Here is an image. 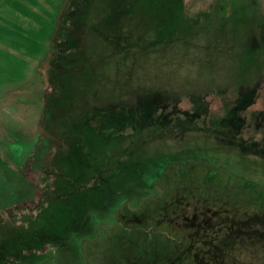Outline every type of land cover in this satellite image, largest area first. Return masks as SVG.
I'll list each match as a JSON object with an SVG mask.
<instances>
[{"label": "rangeland", "instance_id": "374dc122", "mask_svg": "<svg viewBox=\"0 0 264 264\" xmlns=\"http://www.w3.org/2000/svg\"><path fill=\"white\" fill-rule=\"evenodd\" d=\"M64 1L25 10L19 22L0 15V164L8 169L0 171L2 209L38 199L44 188L31 186L40 173L29 168L30 148L8 138L16 133L29 141L44 128L50 64L74 2ZM183 1L186 13L182 0L156 6L141 0L124 24L106 27L104 34L124 36L121 54L104 37L93 39L78 69H70L77 79L52 89L71 99L81 86L80 134L97 143L90 153L70 156L69 181L58 180L57 193L66 189L71 199L59 204L60 219L76 218L80 232L26 264L52 255L58 260L44 264H130L145 241L161 236V251L171 241L170 252H179L186 234L177 264H264V0ZM40 53L38 65L27 59ZM29 65L36 70L27 72ZM114 103H130L139 120L120 138L114 121L127 119L130 128L131 113L97 111ZM100 124L101 134L90 136L88 128ZM251 219L254 236H245ZM150 225L161 230L146 234ZM158 258L164 259L151 260Z\"/></svg>", "mask_w": 264, "mask_h": 264}, {"label": "trees", "instance_id": "16d2710c", "mask_svg": "<svg viewBox=\"0 0 264 264\" xmlns=\"http://www.w3.org/2000/svg\"><path fill=\"white\" fill-rule=\"evenodd\" d=\"M140 1L141 0H74V2L70 4L68 10L64 14L65 23L62 26L63 28L61 32L59 33L60 37L57 50L58 52L51 60L49 69L48 82H50V85L49 88L44 92V98H46V100L43 110V127L45 128L46 134L39 140V146L37 148V152H39V154H37V152L34 153L32 155L33 163L30 162L29 164V168L33 166L34 174L40 173L39 178H35L36 175L33 176L34 179H36L32 181L33 188L36 189L39 187L40 183L43 185L40 186L39 190L42 189V187L44 188L42 191H40V196L38 199H32L24 203H15L10 205V208H7L5 211H3L4 213H0V230H3L5 225L10 224V228H8V230L13 231L11 235L16 241L23 240L25 238L26 231H28V233L31 235V237L28 238L23 245L21 250L23 255L27 254V252H34L36 254L42 255L51 250H57V248L60 246L64 247V242L61 240L64 239L63 233H65L66 229L63 227V225H67L69 223L65 220L61 223L56 219L55 216L57 211H59V204H67V202H69L71 199L69 198L70 193L67 192L66 189H63L61 194L57 193L59 190L57 189L59 188L58 180L66 179L69 181V171L71 169L70 166H73L70 156L80 155V150L83 152H81L82 155H85L88 153V151L90 153L92 150L90 148L97 143L96 139L92 140L88 144L83 142L84 130L80 134L82 121H80L79 116L81 114L80 107L83 105V100L79 97V95L83 93L81 86H78V91L75 90L76 95H74L71 99H68L69 96L68 98L63 96V91H61V94L59 95L51 93V91L52 89L56 88L61 89L62 86H67L68 83L77 79L76 75H71L72 72L75 73L74 70L70 69H78V66L76 65L77 62L79 63L82 59L81 53L84 51L86 54H89L85 48L91 43L93 39L96 40L98 38L104 37L106 41L109 42L111 49L115 48L117 50L116 52L121 54V51L124 50L121 45L122 41H124V36L122 34H116L114 32L115 30H111V32L106 35L104 34L108 33L106 27L110 28L111 26L114 27L124 24L126 17L128 18L132 14V9L134 10V8L140 4ZM157 1L158 0H145L144 3H147L148 6H156ZM164 1L168 0H159L160 4L164 3ZM182 8L183 12L186 13L187 3H185L183 0ZM71 47H74L80 52H74L73 54H70V50L72 49ZM91 55L96 56L94 52H91ZM97 56L95 59H97ZM71 64L73 65L71 66ZM67 68L69 69L67 70ZM49 90L50 92L48 93ZM92 107L94 106L91 105L90 108L92 109ZM103 107L105 108L99 107L97 111L100 113L106 112L111 114L112 110L117 109L119 111L117 118L120 117V114L122 116L124 113H131L132 126H130V128L129 126H126L127 119L124 124H122L121 120H118L116 123L114 121V124L118 126V138H120V135H123L125 131L130 132L131 127L134 129L137 128L138 125L136 124L138 122L136 121H139L137 118L138 115L130 103L129 108L127 106L125 108L122 107L120 103H114L113 109L112 104L107 105V107ZM121 108L123 111H120ZM75 122H77V125H75ZM71 126H74L78 129H71ZM123 126L125 127L124 129ZM101 129V124L99 128L94 126L93 128H88V130H91L92 132L90 136L95 133H97V136H99L102 132ZM68 135L72 137V141L68 139ZM83 165L85 166L86 163ZM76 168L81 169L79 167ZM254 201H257L256 197L254 198ZM72 219L73 223L76 224V218ZM251 222L252 219L247 220L246 226H244V228L247 229L245 232L248 236L253 235ZM80 224L79 222L77 223V225ZM261 227L264 228V224L261 225ZM154 228L155 231L161 230V228L158 226L150 225L148 226V229L145 233H153L151 231ZM168 236L171 237L170 235ZM160 237L161 236H155V238L149 239L148 242L145 241V245L141 246L142 249L140 250L139 254L145 255L147 261L149 260V255L153 253L152 247L150 245L156 246V244L160 242L158 241ZM168 241L170 240L168 239ZM187 242L188 238L182 237L178 241V250L184 248V246L186 247ZM167 243L174 244V242L171 241L165 242L163 247L164 249H162L163 253L164 251L169 250ZM162 251L160 250V252ZM166 259L167 258L165 257L162 260L158 258V264H166ZM3 261L23 264L20 258L12 254L7 255ZM152 261L156 262V260ZM115 264L126 263L119 261Z\"/></svg>", "mask_w": 264, "mask_h": 264}, {"label": "flooded vegetation", "instance_id": "af4514ba", "mask_svg": "<svg viewBox=\"0 0 264 264\" xmlns=\"http://www.w3.org/2000/svg\"><path fill=\"white\" fill-rule=\"evenodd\" d=\"M91 104L93 105L94 103H91ZM42 126H43V121H42ZM45 133H46V131H45ZM90 149H92V147ZM37 151H38V149L36 150V152ZM38 154H39V152H38ZM58 213H59V211H57L55 217H56V219L59 222L62 223V220L64 221V219H60L61 215H59ZM63 218H65V217L63 216ZM67 218H68L67 221H68L69 224L63 225V227L66 229L65 233H63L64 239H67V236L70 233L72 234V233H79L80 232V231H75L74 232V226L76 225L72 221L73 220L72 218H74V217H72L71 220L69 219V217H67ZM75 221H77V220L75 219ZM7 225L10 226V224H7ZM80 225L82 226V224H80ZM12 232L13 231L6 230L5 231V233H6L5 237L7 239H6V241L0 242V264H18L16 262L10 263V262L3 261L6 258L7 255H11V254L12 255H16L18 258H20V260H22L23 264H26L28 260H31L33 258L44 257V254L39 255V254H36L34 252H27V254L23 255L21 250L23 248L24 243L26 242V240L28 238L31 237V235L28 233V231H26L25 232V238L23 240H21V241H16L15 238L11 235ZM241 233L243 235H245V236L247 235L246 232H241ZM8 234H10V235H8ZM186 237L189 239V235L188 234H186ZM12 243H14V244L11 245ZM66 243L67 242H64V244H66ZM10 246H12L11 249H10ZM151 247H152L153 253L151 255H149L150 257H149L148 261L146 260V256L145 255H140V254H137V256H134L132 259H127V261L130 264H149V262H151L153 264H158L157 262H154L151 259L154 258V257L162 256L163 258L164 257L167 258L166 261H165L166 264H177L178 260L180 261V257H182L185 254L184 250L186 249L185 246H184V248L180 249L179 252H170V250H168V251H164V253H163V251L160 252V249L157 246L153 245ZM55 251H56V249H55ZM51 257H53V259L56 260V261L58 260V258H56L54 255H52V256L48 257L47 259H45L42 262V264H44ZM162 264H164V263H162Z\"/></svg>", "mask_w": 264, "mask_h": 264}, {"label": "crops", "instance_id": "0c3cea01", "mask_svg": "<svg viewBox=\"0 0 264 264\" xmlns=\"http://www.w3.org/2000/svg\"><path fill=\"white\" fill-rule=\"evenodd\" d=\"M48 1L49 0H0V15L11 14V16L15 19V21L19 22L20 14L21 13H24L25 10L31 11L33 13L34 12L35 13H38L41 8H45L46 7L45 3H47ZM65 1H64V3H65ZM34 2L40 3V4H38V6H37V5H34ZM44 54H41L40 53V54H38L36 56L31 55V57L30 58H27V59H29V61L31 59L32 60H35L36 61V65H38L39 60H41V58L43 57L42 55H44ZM28 68H31V69H27L26 70L27 72H29V70L32 71V69L33 68L35 69L36 67H31V65H29ZM38 75H40V72L39 71H38ZM39 79H40V77H39ZM1 90L2 89H0V94L2 93ZM29 117L32 118L34 116L29 115ZM43 117H44V113L42 115V120L41 121H43ZM20 118H21V116H18V119H20ZM30 120H25V121L28 122L29 124H31V122H29ZM18 122H19L18 124H21L20 123V120ZM41 124H42V122H41ZM45 134H46L45 133V129L42 128L39 131V133L33 139L30 138L29 141H26V138H24V137H21V136L18 137V136H16V133L12 135L13 136L12 138H8V140L9 141H12L13 143H18L20 145V148H23V146L29 147L30 148L29 149V153L30 154L28 156V158H29L32 154L36 153V150H37V148L39 146V140ZM18 135H20V134H18ZM37 154H38V152H37ZM0 166H1L0 167V171L1 172H4L5 174H7L8 169H7L6 165H4V164L1 163ZM5 181H7V179ZM24 182H26L25 179H22L21 181H19L16 184V187L19 186V189L20 188L23 189L25 187ZM17 202L15 200V201L11 202L9 205H3V206H5L4 207L5 209L4 208L2 209V207H1L0 208V213L3 212V211H5L7 208H10V205H13V204H15ZM8 228H10V226L9 225H6L3 230H0V242L6 241L7 238L5 237V235H6L5 231L8 230Z\"/></svg>", "mask_w": 264, "mask_h": 264}]
</instances>
